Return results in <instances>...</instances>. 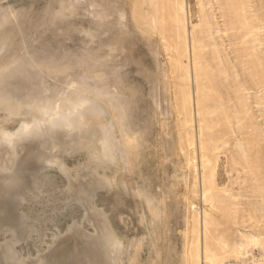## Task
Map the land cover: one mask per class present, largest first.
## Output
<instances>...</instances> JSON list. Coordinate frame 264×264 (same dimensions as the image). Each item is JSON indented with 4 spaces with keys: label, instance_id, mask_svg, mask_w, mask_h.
<instances>
[{
    "label": "rangeland",
    "instance_id": "obj_1",
    "mask_svg": "<svg viewBox=\"0 0 264 264\" xmlns=\"http://www.w3.org/2000/svg\"><path fill=\"white\" fill-rule=\"evenodd\" d=\"M169 2L183 8L178 32H171V24L164 31L155 10ZM163 11L168 20L171 12ZM176 37L188 47L182 63L190 65L189 83L180 80V69L173 70ZM1 38L8 42L0 52V74L22 61L29 72L41 73L43 94L62 91L65 112L96 100L115 126L118 159L109 175L123 173L124 187L102 192L94 202L130 246L122 264H187L193 219L205 215L211 236L224 244L222 264H264V0H0ZM74 80L80 84L68 87ZM15 81L33 95L28 78L17 76L9 84ZM184 85L192 93L185 107ZM35 112L33 104L17 111L0 105V134L17 131ZM187 131L194 147L186 142ZM71 155L64 162L72 169L84 154ZM55 170L49 171L51 188L64 200V176ZM21 183L12 189L9 207L0 205L7 225L20 220L17 200L28 192L27 181ZM74 211L77 222L80 210ZM70 220L56 225L61 238L54 244L60 247L43 244L49 234H39L45 237L41 245L38 234L24 237L21 224L15 246L29 258L48 256V262L67 246L62 241ZM88 224L86 233L92 234ZM240 234L261 244L238 256ZM3 237L0 232V242ZM77 245L82 249L80 240ZM71 248L68 253L78 251Z\"/></svg>",
    "mask_w": 264,
    "mask_h": 264
},
{
    "label": "bare ground",
    "instance_id": "obj_2",
    "mask_svg": "<svg viewBox=\"0 0 264 264\" xmlns=\"http://www.w3.org/2000/svg\"><path fill=\"white\" fill-rule=\"evenodd\" d=\"M169 4L170 6L168 5L166 8L155 6L156 13L159 14L158 17L161 20L160 26L166 31L165 24H171V32H178L179 26L182 25L180 14L183 13V8L178 3L171 4L169 2ZM134 7L136 8V6ZM163 10L171 12L167 17L168 20L165 19L166 15ZM7 39H0V52L7 44ZM174 46L176 55L172 61L173 70L180 69L182 72L180 80L189 83L190 65L187 62L186 64L182 63V59L188 55L187 44L182 37H176ZM17 76L28 78L30 86L35 89L30 91L33 95L28 93L29 91L25 92L26 86L21 82L15 81L9 84V81ZM76 84L80 83L74 80L68 86V82H66L68 87H73ZM43 85L41 73L29 72L26 63L22 61H14L10 68L0 74V105L4 110L11 111L13 109L17 111L24 105L31 104L36 105L37 108L32 121H25L15 132L3 131L0 134V205L5 207L13 200L15 191L12 194V189L18 187L21 182L23 183V180L27 181L29 188H26L27 193L24 192L25 194L19 197L15 195L18 197L19 204L17 203V205L20 210V220L15 223L16 226L4 223L3 218L5 220L8 218L5 216L2 218L4 214H0V232L3 236L4 234L7 235L0 242V264H12L13 262L18 264H122L124 259L129 257L128 248L130 246L123 244L106 209L97 207L98 203L95 204L97 201L94 202L96 195L113 190V188H118L121 192L124 187L123 173L113 172L109 175L112 165L117 163L118 159L116 128L111 124L109 115L98 101L82 100L77 104L78 106H69V112H65L67 104L62 103L60 105L58 99L62 91L51 88L47 89L46 94H43ZM188 86L184 85L180 94L183 107L191 104L192 101V93ZM78 93L74 92L76 95ZM70 99H74V97H70ZM54 110H57L58 113L53 114L51 119L47 121L45 118ZM188 118L190 119V117ZM187 119L185 120L186 124L191 122ZM185 138L186 142L194 147L193 133L187 131ZM76 151L83 152L84 158L82 162L71 169L67 167V163L65 164L64 155L75 154ZM50 168H55L64 176V184L61 187V192L65 195L64 200L54 196L49 176ZM210 173L213 176L214 171L211 170ZM204 185L203 180L201 193L203 199L207 197L208 191ZM77 209L80 210V216L76 222L72 216L74 210ZM195 210L198 211L196 208ZM2 211L4 212V209L0 213ZM68 217L71 219L69 226L65 228L68 238L66 237L65 241L60 240L61 244L65 242L67 243L65 246H67L61 248L62 251L59 248L58 254L56 253L57 250L54 251L57 255L52 253L56 256L53 257L54 259L52 258L47 262L44 259L46 254L43 257L39 253L34 258H29L16 248V243L18 245L21 242L18 241L20 233L17 235L15 227L20 224L24 226V237L27 236L28 238L38 234L35 235L36 238L40 236L39 234L45 236L49 234L50 242L46 238L48 242L43 243L49 249L51 245L56 244L54 242L57 239L61 238L59 236L60 231L56 226L57 223L61 224L60 221L65 218L69 219ZM208 218L209 215H205L201 220L195 217L193 219L191 239L187 244V254L185 255L187 264H222L225 260L223 256L224 244L220 239L211 236ZM12 220L10 222H13ZM88 223L94 229L92 234H89L88 231V234L86 233L85 225ZM47 229H51L50 233L43 231ZM30 233L33 235L31 236ZM82 235L84 236L82 237ZM240 236L237 249L238 256L248 254L252 246L261 244L260 239L252 235L240 234ZM41 237H39V241L37 240L40 245L45 238ZM27 238L26 240H28ZM78 240L82 246V249L79 250L78 245L76 249ZM56 245V247L59 246V244ZM62 246L64 245L62 244ZM71 247L78 251H73L74 254L68 253L71 251L69 250ZM62 258L65 259L62 260ZM256 261H254L255 264H260L259 260L256 259ZM226 264L244 263L240 260L235 263L229 261Z\"/></svg>",
    "mask_w": 264,
    "mask_h": 264
}]
</instances>
